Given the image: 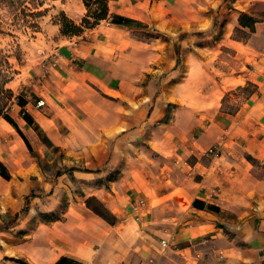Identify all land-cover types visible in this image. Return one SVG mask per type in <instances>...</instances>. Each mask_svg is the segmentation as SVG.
I'll use <instances>...</instances> for the list:
<instances>
[{
  "label": "crops",
  "instance_id": "0c3cea01",
  "mask_svg": "<svg viewBox=\"0 0 264 264\" xmlns=\"http://www.w3.org/2000/svg\"><path fill=\"white\" fill-rule=\"evenodd\" d=\"M211 2V46L176 50L175 27L211 22L176 20L170 0H108L132 21L103 19L33 69L0 116V258L264 264V0Z\"/></svg>",
  "mask_w": 264,
  "mask_h": 264
},
{
  "label": "rangeland",
  "instance_id": "374dc122",
  "mask_svg": "<svg viewBox=\"0 0 264 264\" xmlns=\"http://www.w3.org/2000/svg\"><path fill=\"white\" fill-rule=\"evenodd\" d=\"M170 1L175 4L176 20L185 18L186 21L196 22V25L204 24L207 19L211 22L207 30L175 27L173 36L176 50L182 47L177 42L182 38L194 36L195 40H188L185 47H196L198 39L201 38L200 43L205 42L202 38L204 34L207 36L206 42L210 44L208 46H211L213 39L209 37L210 33L221 31L220 4H214L211 0ZM61 11L77 26H81L82 31L62 33L59 25ZM85 12L83 0H0V113H4L12 99L23 91L34 68L42 70L46 60L60 45L68 43L71 37H80L88 32L90 27L82 26L81 22ZM163 16H166V10ZM102 23L105 24L104 21ZM152 25L146 24L143 30L135 28L131 32L138 37H146L150 35L148 30ZM180 60L181 56H178L177 61ZM7 260L6 256L0 258V264H11Z\"/></svg>",
  "mask_w": 264,
  "mask_h": 264
},
{
  "label": "trees",
  "instance_id": "16d2710c",
  "mask_svg": "<svg viewBox=\"0 0 264 264\" xmlns=\"http://www.w3.org/2000/svg\"><path fill=\"white\" fill-rule=\"evenodd\" d=\"M86 8V12L81 18L82 26L93 27L101 20L106 19L113 23H130L132 19L118 15L115 13H110L108 8V0H83ZM61 20L59 21L60 30L62 33H79L82 31L81 26H77L72 19H70L64 11H61ZM255 18L251 15L243 13L239 16V23L241 25H247L251 29L253 28V23ZM0 116L5 117L10 122H13L11 118L7 115L6 111L0 113ZM0 175L4 178H9L10 173L7 167L2 161H0ZM22 264H30L28 261L22 258L17 259ZM53 264H74L72 259L66 256H60Z\"/></svg>",
  "mask_w": 264,
  "mask_h": 264
},
{
  "label": "built area",
  "instance_id": "2783aa9c",
  "mask_svg": "<svg viewBox=\"0 0 264 264\" xmlns=\"http://www.w3.org/2000/svg\"><path fill=\"white\" fill-rule=\"evenodd\" d=\"M43 68H44V70H47L45 65L43 66ZM43 104H44V100L43 99H38L36 101V103H35L36 106H41ZM220 146H221V142H218L216 144H213V145L203 149L201 152L203 154H206V155H209V154H211V155H219L221 153ZM162 243L165 245L166 244V240L163 239Z\"/></svg>",
  "mask_w": 264,
  "mask_h": 264
}]
</instances>
